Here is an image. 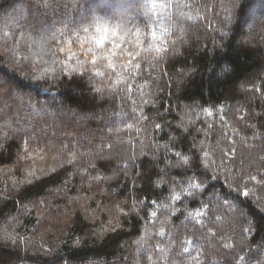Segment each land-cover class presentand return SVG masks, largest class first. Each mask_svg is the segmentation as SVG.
<instances>
[{
    "label": "trees",
    "instance_id": "1",
    "mask_svg": "<svg viewBox=\"0 0 264 264\" xmlns=\"http://www.w3.org/2000/svg\"><path fill=\"white\" fill-rule=\"evenodd\" d=\"M136 3L104 0L94 14L150 31ZM174 3L168 51L142 53L132 76L121 60L115 71L93 68L87 46L67 50L77 34L69 29L93 0H34L40 10L59 5L47 21L62 20L56 28L67 33L44 51L25 42L38 28L25 26V40L15 27L0 30V264H195L197 255L203 264L237 256L264 264V183L250 180L264 179V13L241 29L239 9L228 22L231 0ZM21 15L25 0H0V17ZM177 152H207L209 166L195 198L172 202L186 179ZM201 205L204 227L185 219ZM185 240L198 249L191 256Z\"/></svg>",
    "mask_w": 264,
    "mask_h": 264
},
{
    "label": "snow or ice",
    "instance_id": "2",
    "mask_svg": "<svg viewBox=\"0 0 264 264\" xmlns=\"http://www.w3.org/2000/svg\"><path fill=\"white\" fill-rule=\"evenodd\" d=\"M26 6L28 8V15H21L19 19L15 17H0V30L8 27H15L16 31L21 32V40H25L22 34V30L25 26H31L33 29H39L36 31L35 35L28 37L25 42L30 41L31 45H35L40 49V51L45 50V45L49 40H54L57 38V34L60 36H67V33L63 29H57V23H63V21H57L53 19L51 23L47 21V9L49 7L55 12L59 5H45L43 10H40L39 4H35L34 0H25ZM93 5H89L85 9V13L80 16V20L74 23V28L69 29V32L77 33L74 35L73 39H65V44L67 50L70 52L73 42L78 43L81 48L87 46L88 54L92 57L90 63L93 68H97L98 65H102L106 68L113 69L115 71L117 67V60L123 61L120 64L121 68H125L129 72V76H132L136 71L140 69V60L145 59L142 53L149 52L154 53L156 57L165 54L168 51L167 45L169 43V37L174 33L179 24V17H174L170 9L172 7L179 8L180 5L174 3V0H137L134 7L138 10L142 9L143 14L148 17L154 27L150 31L141 32L137 29L135 32L127 28V19L123 15H116L115 13L111 17L103 15H95L96 12H104V0H93ZM121 9H126L129 7L124 2L118 5ZM67 7V6H65ZM240 10L238 26L243 29L245 25L248 24L250 18L254 17L256 12L264 13V0H252V2H245V0H231V8L229 9L228 22L231 23L232 18L236 14V10ZM44 17L45 19H41ZM115 21V22H114ZM78 32H83L85 36L80 37ZM5 38L9 36L7 31H3ZM226 35V33H222ZM124 45H130L125 48ZM64 51V48L60 49ZM117 52L121 55L118 57ZM74 55V54H73ZM75 71V69H71ZM227 70V69H226ZM46 74V73H45ZM96 75H102V73L97 70ZM126 82V81H125ZM206 114L211 116L213 113L206 110ZM131 127V125H129ZM157 128L160 125H156ZM230 152L235 154V149H230ZM208 153L204 152L203 158L194 155L186 156L180 152L175 153L178 158L179 164L183 166L182 175H186V179L180 184L182 191L174 192L170 199L172 202L181 201L183 197L195 198L197 192L202 190V181L198 179V173L203 166L207 168L209 165L205 163L208 159ZM228 156V153H225ZM69 163L72 160L68 161ZM214 163V162H213ZM191 172L192 175L187 176V173ZM30 176H35V172H30ZM215 179V177H213ZM250 180L257 183H264V179L257 180L256 176H250ZM186 185V186H185ZM244 196L250 195L248 190H244ZM156 204L155 201H152ZM227 203V201L225 202ZM168 205H157V209H167ZM207 205H201L200 208L194 209L192 211H187L185 217L186 220L194 222L201 227H204V220L202 219L206 216ZM175 211H180L176 209ZM174 214V213H173ZM157 213L155 211L150 213V219L155 220ZM219 219V217H217ZM249 227L245 229L246 232H251L252 228L256 227L253 221L248 222ZM208 231H211L209 229ZM159 237H164L167 233L164 231L163 227L159 232L156 233ZM140 244V241H137ZM185 246L182 249L183 253H187L191 256L192 252L198 251L195 248L192 240H185ZM155 250L160 254V258H166L167 250L165 248L159 247V245L153 246ZM224 247L228 248L231 245L225 244ZM207 258V257H206ZM151 260V257H148ZM236 264H241L244 260L243 256H237L234 258ZM192 260L195 264H203L200 256H192ZM212 264H216L212 261Z\"/></svg>",
    "mask_w": 264,
    "mask_h": 264
}]
</instances>
